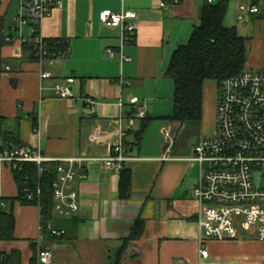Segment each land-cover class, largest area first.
<instances>
[{
  "label": "crops",
  "instance_id": "obj_1",
  "mask_svg": "<svg viewBox=\"0 0 264 264\" xmlns=\"http://www.w3.org/2000/svg\"><path fill=\"white\" fill-rule=\"evenodd\" d=\"M218 1L166 0V8H161L157 0H66L39 26L43 38L61 40L70 49L52 64H41L24 52L36 29L29 13H22L25 24L16 22L20 3L0 1V120L34 155L40 152L51 162L77 160L74 188L80 206L73 233L60 240L41 239L38 207L16 200L19 188L12 169L2 164L0 209L13 210L16 224L14 240L1 241L0 252H18L20 264H41L38 252L45 247L52 252L50 264H111L114 252L141 220L143 232L128 246L123 264H264V241L256 238L209 241V257L202 258L199 205L190 192L200 166L190 163L191 153L176 143L164 151L172 139V126L166 122H154L162 124L158 136H149L151 127L140 147L135 141L140 119L133 110L151 117L150 102L158 100L169 83L166 71L174 51L188 43L204 4ZM107 10L138 15L137 32L123 49L129 61L107 54L121 45L120 31L101 22ZM260 43L257 55L264 59ZM258 61L254 57L248 67L261 65ZM43 72L52 78L42 82ZM55 84L67 88L71 97L56 96ZM214 119V111L203 115L207 134L215 129ZM119 130L129 145L125 166L131 170L132 185L127 199L120 197V172L106 170L99 161L119 142Z\"/></svg>",
  "mask_w": 264,
  "mask_h": 264
},
{
  "label": "built area",
  "instance_id": "obj_2",
  "mask_svg": "<svg viewBox=\"0 0 264 264\" xmlns=\"http://www.w3.org/2000/svg\"><path fill=\"white\" fill-rule=\"evenodd\" d=\"M17 1L20 3V15L16 22L25 24L22 13L27 11L37 29L33 40L36 59L41 64H52L53 60L67 56L70 49L63 41L54 44L58 47L64 44V48L51 53V43L45 41L47 39L42 37L39 27L52 10L61 8L66 0ZM157 1L161 8H166V0ZM236 1L239 3L236 16L239 22H247L250 18L264 19V0ZM100 19L105 27L120 31L121 45L118 50L108 49L109 57L120 56L122 60L129 61L124 57L123 49L137 32L138 15L132 11L107 10ZM51 78L49 72L41 74L42 82ZM217 87L219 98L215 129L210 138L202 140L194 148L192 157L188 159L200 166V177L190 192L199 205L196 224L200 254L204 259L209 257L207 243L212 240L256 238L264 241V69L253 70L247 65L237 76L224 80ZM52 90L63 99L72 95L59 84H55ZM132 102L136 104L137 99ZM144 116L143 110L137 111V119ZM35 130L38 131V127ZM118 135L120 140L111 154L99 161L103 162L106 170L119 173L129 157L123 130H119ZM76 161L58 162L53 201L54 213L59 218H72L79 212V193L74 188L78 177ZM49 162L51 160L43 158L40 152L34 155L25 147H14L0 153V166L7 164L12 170L19 169L24 163H36L43 171L42 164ZM27 199L33 200L34 194L29 193ZM47 230L55 236L64 235L63 231L55 230L52 223L47 224ZM40 232L43 239L41 224ZM38 256L41 264L52 262V252L45 247L39 249Z\"/></svg>",
  "mask_w": 264,
  "mask_h": 264
},
{
  "label": "trees",
  "instance_id": "obj_3",
  "mask_svg": "<svg viewBox=\"0 0 264 264\" xmlns=\"http://www.w3.org/2000/svg\"><path fill=\"white\" fill-rule=\"evenodd\" d=\"M230 0H221L217 3L206 2L202 8L200 24L195 26L188 43L180 45L173 53L166 76L173 83V111L165 117L152 118L144 116L140 119V127L135 132L136 144L140 147L145 135L155 121L171 124H200L203 118L204 90L208 83L220 85L224 80L237 76L248 65L251 39L239 34L237 27L225 25ZM37 30V29H36ZM24 44V52L30 53L36 60L34 38ZM50 42V51L54 53L64 48L54 43L61 40H45ZM66 46V45H65ZM136 114V110H133ZM34 129L38 127V117L34 118ZM0 137L4 145L0 153L14 147H24L18 136L6 131L3 121L0 120ZM176 136L173 143H176ZM128 151L129 145L125 143ZM60 163H43L40 171L36 163H24L17 170H12L19 188L16 199L21 205L38 207L40 224L43 226L44 237L64 238L75 230L74 217L59 218L54 213L53 183L58 179ZM132 173L125 165L120 171V197L127 199L131 195ZM38 192H40L38 194ZM33 193L34 199L28 200V194ZM15 200V201H16ZM52 223L55 230L64 232V235L55 236L47 230V224ZM15 216L13 210L0 209V242L14 240ZM144 223L137 220L130 236L123 242L117 259L113 264H123V255L128 246L140 238ZM0 264H20V254L13 251L11 254L0 252Z\"/></svg>",
  "mask_w": 264,
  "mask_h": 264
},
{
  "label": "rangeland",
  "instance_id": "obj_4",
  "mask_svg": "<svg viewBox=\"0 0 264 264\" xmlns=\"http://www.w3.org/2000/svg\"><path fill=\"white\" fill-rule=\"evenodd\" d=\"M239 3L236 0H230L228 13L225 18V25L229 27H237L239 34L251 39L250 48H249V57L248 63L254 59V57L259 59L258 63L260 62L261 65H253L251 68L253 70H262L264 69V59L262 56L257 55L259 48H261V41L264 42V19L259 18H250L247 22H239L237 20V8ZM262 29L260 32L259 30ZM169 83L164 84L162 89V94L158 100H154L150 102L152 106V118L158 117H165L172 114L173 111V83L170 78H168ZM219 98V89L215 85V83H208L205 86L204 90V103H203V115L209 114L212 111L215 113L214 119V128L216 126V108L218 104ZM203 120V118H202ZM162 124L154 123L152 124V130L149 136H158V129L161 127ZM172 131L171 137L172 139L169 140L170 143L173 144V137L174 140L176 139V144L178 148H182L187 151V153H191L190 156L193 155L194 148L201 143L202 140L208 139L212 136V134H207L203 131L202 122L197 125L186 124V125H179V124H171ZM173 141V142H172ZM172 144H170L172 146ZM198 171V167H197ZM121 250H116L114 252L113 260L111 264L115 262L117 259V253ZM125 255H123L124 257Z\"/></svg>",
  "mask_w": 264,
  "mask_h": 264
},
{
  "label": "water",
  "instance_id": "obj_5",
  "mask_svg": "<svg viewBox=\"0 0 264 264\" xmlns=\"http://www.w3.org/2000/svg\"><path fill=\"white\" fill-rule=\"evenodd\" d=\"M166 135V133H164ZM168 135V134H167ZM170 142H168L165 147H164V151H167L170 148Z\"/></svg>",
  "mask_w": 264,
  "mask_h": 264
}]
</instances>
